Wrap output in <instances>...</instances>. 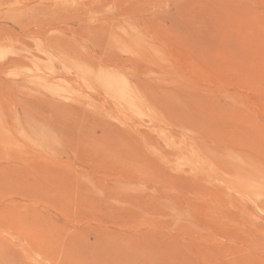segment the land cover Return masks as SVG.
Segmentation results:
<instances>
[{"label":"rangeland","instance_id":"1","mask_svg":"<svg viewBox=\"0 0 264 264\" xmlns=\"http://www.w3.org/2000/svg\"><path fill=\"white\" fill-rule=\"evenodd\" d=\"M0 264H264V0H0Z\"/></svg>","mask_w":264,"mask_h":264}]
</instances>
